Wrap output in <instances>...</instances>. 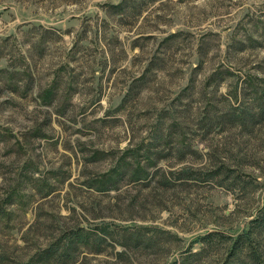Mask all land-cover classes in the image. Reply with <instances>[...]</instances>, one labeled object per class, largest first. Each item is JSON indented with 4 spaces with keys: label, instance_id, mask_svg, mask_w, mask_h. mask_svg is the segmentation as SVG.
Wrapping results in <instances>:
<instances>
[{
    "label": "rangeland",
    "instance_id": "1",
    "mask_svg": "<svg viewBox=\"0 0 264 264\" xmlns=\"http://www.w3.org/2000/svg\"><path fill=\"white\" fill-rule=\"evenodd\" d=\"M123 1L0 0V264H226L264 207V0Z\"/></svg>",
    "mask_w": 264,
    "mask_h": 264
},
{
    "label": "trees",
    "instance_id": "2",
    "mask_svg": "<svg viewBox=\"0 0 264 264\" xmlns=\"http://www.w3.org/2000/svg\"><path fill=\"white\" fill-rule=\"evenodd\" d=\"M137 2H138L137 0H124L120 5H118V8H120L123 12H125L127 6H130V7L133 5L137 6ZM227 117H225V119H223L222 117L223 119L222 121L228 122V120H231V122L234 123L235 126H238V125L245 126L247 124V119H245V117L240 114L232 113L230 116H227ZM187 154L189 155L190 153L187 152ZM228 168L229 167H227L225 163H221L218 168L207 173L206 175L207 180L208 179L215 180L217 178H220L222 175H224V178H225V176L230 174V171H228ZM176 175L178 176L179 180L190 181V180H200L201 179L200 172L196 170H192V169L182 170L179 173H176ZM234 181L232 185L237 184L236 183L237 179H235ZM114 184L115 183H113V185ZM163 184L169 185V181L166 180V182H164ZM251 223H252L251 229L248 232H243L242 235L238 236L237 240L235 241L234 245L231 248V252L228 255V258H229L228 261L229 260L231 261V259L232 260L234 259V261L241 260L240 258L241 257L243 258L242 255H245L244 258L247 261L243 259L241 260L242 261L241 264H264V254L260 252L258 242L256 241L257 239L253 237V234L255 232L264 230V207L260 210L258 217L254 219ZM84 234L85 233L83 232V230H80V231L75 232L74 235L78 239H83L85 236ZM217 237H220L222 240H227V238L224 237L223 234H220L217 232L208 233L206 236H204L200 240L202 243L209 246V245H212V243L214 242L213 240ZM201 252L194 254V256L200 257L202 255ZM230 261L228 263L226 262V264H234V262L231 263Z\"/></svg>",
    "mask_w": 264,
    "mask_h": 264
}]
</instances>
